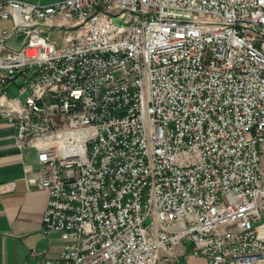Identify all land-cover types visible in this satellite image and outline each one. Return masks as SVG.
Returning a JSON list of instances; mask_svg holds the SVG:
<instances>
[{"label":"built area","instance_id":"obj_1","mask_svg":"<svg viewBox=\"0 0 264 264\" xmlns=\"http://www.w3.org/2000/svg\"><path fill=\"white\" fill-rule=\"evenodd\" d=\"M0 19V120L66 240L43 264H264V0H0Z\"/></svg>","mask_w":264,"mask_h":264},{"label":"crops","instance_id":"obj_2","mask_svg":"<svg viewBox=\"0 0 264 264\" xmlns=\"http://www.w3.org/2000/svg\"><path fill=\"white\" fill-rule=\"evenodd\" d=\"M26 1L50 4L57 0ZM15 131V126L0 120V264H43L59 256L66 240L56 232L42 231L49 192L28 184L27 164L33 166L30 176H38L36 150L21 152ZM178 264H207V260L189 254Z\"/></svg>","mask_w":264,"mask_h":264},{"label":"rangeland","instance_id":"obj_3","mask_svg":"<svg viewBox=\"0 0 264 264\" xmlns=\"http://www.w3.org/2000/svg\"><path fill=\"white\" fill-rule=\"evenodd\" d=\"M12 26V21L11 20H6V19H0V30L2 28H9ZM62 30H53L51 37L54 39H57L58 42L61 41V37H62Z\"/></svg>","mask_w":264,"mask_h":264}]
</instances>
